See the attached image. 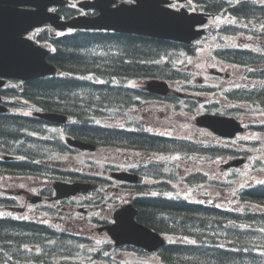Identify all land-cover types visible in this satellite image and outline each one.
Listing matches in <instances>:
<instances>
[{
  "label": "trees",
  "instance_id": "obj_1",
  "mask_svg": "<svg viewBox=\"0 0 264 264\" xmlns=\"http://www.w3.org/2000/svg\"><path fill=\"white\" fill-rule=\"evenodd\" d=\"M216 5L223 7V3ZM243 7H249V4L243 3L239 8L243 10ZM41 40L50 41L55 46L56 51L50 54L49 60L63 75L26 82L13 80L14 84L3 89L2 94L27 98L46 111L69 115L73 122L69 123L67 131L71 135L102 147L147 151L154 145L175 151L178 145L181 149H188L183 147L188 145L185 142L150 135L142 124L138 123L137 130L133 131L126 129L127 126L103 125L101 120H118L128 126L139 122L137 109L144 105L150 94L128 87L127 79L144 76L167 80L177 78L174 59L181 51L192 52L189 45L123 33L83 31L58 37L41 35ZM162 57L165 62H159ZM94 77L103 78L104 82L100 83ZM237 95L242 96L239 100L264 109V82L253 90H241L233 96ZM45 124L39 118L0 114V149L17 151L9 147L10 143L16 149L27 148L30 137L26 130H39ZM19 135L24 137L26 144L16 146L20 140L13 138ZM37 147L18 152L29 159L22 164L0 162L2 170L33 168V159L47 158L44 154L46 144ZM197 150L209 153L201 148ZM144 171L150 174L148 167ZM154 173L157 178H163L161 168L155 169ZM204 180L201 176L196 182ZM162 195L142 196L135 200L141 222L177 238L169 240L159 251L162 264H264V186L242 193L247 203L263 209L246 206L231 210ZM28 246L39 248L35 258L38 263L124 264L118 257L117 248L110 242L95 245L82 235L50 230L45 225L0 219L2 250L20 257ZM23 259L28 261L30 258L23 256ZM7 263L0 256V264Z\"/></svg>",
  "mask_w": 264,
  "mask_h": 264
},
{
  "label": "water",
  "instance_id": "obj_2",
  "mask_svg": "<svg viewBox=\"0 0 264 264\" xmlns=\"http://www.w3.org/2000/svg\"><path fill=\"white\" fill-rule=\"evenodd\" d=\"M135 1L136 4L128 7L108 11V4L113 0H102L98 7L103 14L88 23L83 17L64 21L58 14L47 11L50 5L62 4L64 0H0V87L5 84V80L1 78L28 80L56 72V68L47 62L49 51L23 37V34L28 33L35 26L48 21L62 30L68 27L108 28L180 41H190L198 35L199 32H195L194 27L202 20L195 13L188 15L184 10H173L166 6L169 0ZM29 5L35 6L36 9L21 8ZM149 89L162 94H174L164 82H151ZM3 109L0 106V111ZM39 115L50 121L60 122L66 119L57 113ZM197 121L200 125L227 136H233L237 131L245 129L232 118L204 115L198 117ZM71 143L81 148H96L95 145L80 141ZM239 162L241 161H235L233 164ZM117 220V224L108 226L107 229L118 244L134 243L154 250L164 243L160 235L135 223V210L131 206L119 211Z\"/></svg>",
  "mask_w": 264,
  "mask_h": 264
},
{
  "label": "rangeland",
  "instance_id": "obj_3",
  "mask_svg": "<svg viewBox=\"0 0 264 264\" xmlns=\"http://www.w3.org/2000/svg\"><path fill=\"white\" fill-rule=\"evenodd\" d=\"M230 19H216L211 23L212 26L228 23ZM239 37H227L225 43H223L224 46H232L237 44V39ZM204 47L201 50V53L194 56H187L182 59L181 61V69H189L194 73V76L192 77V83H196L195 80L197 78L201 77H206L203 72L208 70L209 68L214 67L212 62V54L210 52V48L214 46L213 44V38H208L203 40ZM233 75H234V80L231 82L233 85H239L243 81V68H236L233 69ZM206 86H215V88L220 87L219 82H213L211 80L205 82ZM228 83V82H225ZM144 84V81H137V82H132V85L135 86H142ZM196 95L202 96L204 93H197ZM221 96V93H212L209 96H207L208 100L214 101L215 98H219ZM17 106L20 107L19 111L26 112L28 111L29 107L31 106L29 102L26 100L22 101H17ZM151 117V122H152V128H154L156 131L164 132V131H169L170 133H177L178 129H180L181 126V134H188L190 132V135H195L199 134L200 136H205L208 138L210 141H220L217 139L210 131L208 130H202L201 132H198L197 129L192 127V122L195 118V116L188 114L185 110H181L179 112L173 111L170 109L169 105L164 104L161 106H157L154 109L149 111ZM244 117V116H243ZM256 133L249 131L247 134L241 135L238 137V140H234L233 143L239 147H249L251 145L245 144L241 141L243 140H250L255 138ZM257 136V135H256ZM30 138H34L31 137ZM14 140H20L16 146H21L25 143V139L23 136H15L13 138ZM10 148L15 149L17 151H21L24 153L26 149L28 148H34L37 149L38 147L35 144H32L29 142L27 148H15L12 147L13 143L9 144ZM106 152L103 151H97L93 153H86V157L91 158V160L95 161H104L106 160ZM70 156H62L61 160H67L69 159ZM115 162L118 160L122 162L123 165L129 166L133 165L135 162L141 161L143 158L148 159V156L142 153H137V152H132L130 150H121L119 153H117V156ZM72 160L74 162H78L80 160V156H73ZM264 160V159H263ZM174 161L179 164L180 170H185L186 173L190 171H194L197 169H203L209 174L217 179L220 180L219 182H223L225 184H215V186H211L212 184L206 183L203 186L198 185L196 188V191H192L193 188H190L188 186H180L179 191L180 194L182 193L185 196H190L192 199L195 200H200V201H205V202H211L215 203L217 205L221 206H226V207H237L238 206V198H237V193L243 186H247L249 184H255L260 181H264V164L259 163V167H254L251 164L245 165L242 169L238 170L237 172H231L230 170H225L222 167V164L226 163L229 161V159H221L218 162L212 164V165H202L199 164L195 161H190L187 163H181V157H175ZM71 166L73 163L69 164ZM182 166V167H181ZM31 170L30 167H25L24 170L21 171H27ZM15 176H9L6 178L7 180V185L8 186H13L15 189H17V186L20 188H25L27 190H31L32 183L36 182L38 178L34 177H26V179L22 181H15L12 182ZM2 180H0V184H2ZM10 186V188H11ZM9 188V189H10ZM33 192V189L31 190ZM114 198H119L121 200L127 199L131 194L130 192L122 193V194H110ZM125 203V201H119V203ZM24 217H30V214L24 215ZM23 217V218H24ZM84 230H86V227L84 226ZM97 238V236H94ZM125 260H131V261H136V260H141V259H146L142 258L139 255H134L130 251H125L120 254ZM147 260V259H146ZM150 261V260H149Z\"/></svg>",
  "mask_w": 264,
  "mask_h": 264
},
{
  "label": "flooded vegetation",
  "instance_id": "obj_4",
  "mask_svg": "<svg viewBox=\"0 0 264 264\" xmlns=\"http://www.w3.org/2000/svg\"><path fill=\"white\" fill-rule=\"evenodd\" d=\"M77 1L78 0H73L72 2ZM234 1L238 2L235 3ZM122 2L124 1L121 0L117 4H120ZM125 2L131 3L132 0H125ZM227 2L228 3L223 0L215 1L214 7H207L209 11L205 8V6L208 5H206L201 0H187V2L185 3V5L191 11L199 10L202 8L204 11L209 12L212 16L211 19L218 18V16H221L219 15V11L227 9L228 11L225 13L226 18L230 19L232 25L237 29L236 32H239L235 34L233 33L235 32V30L229 31L234 34H231L233 36L230 37L239 38L237 39L236 45L226 46L224 49H222L223 43H217L215 40H213V47H221V53H219L217 50L214 51L215 55H212L211 58L213 61L212 63L216 65L203 72L204 75H206L205 78H202L203 82L208 83L209 80L213 82H219L220 89L222 90H224L225 88H227V90L230 89L232 83L230 81H227L228 83H225V77H234L233 69L236 68H243V78L246 79L249 83L264 80V0H231V2ZM217 3H223V7L219 8L216 5ZM229 3L232 5H230ZM243 3L249 4V7H243V10H241V8L239 7ZM172 6L181 7L182 4L177 3L176 0H174ZM57 8L61 10V14L66 19L79 14H84L92 17L99 14V11L95 9H79L74 5V3ZM201 50L202 49H198L194 57L200 54ZM212 72H215V74H213ZM218 73L219 75H217ZM244 89L248 88L245 87ZM18 163L22 164L23 162ZM37 168L39 169V167ZM19 169L24 170L25 167H19ZM4 178H6V176ZM21 178L23 180L26 179V177ZM38 183L48 185L47 188H50L51 178L48 177V180H38ZM4 193H6V198L12 197L14 199V204L12 206H16V204L23 206L24 209L22 211L19 210L23 214L27 211V207L36 206L31 204V190L22 189L19 186H17V189H15L13 186H11V188ZM52 204L57 203L53 202ZM64 204L71 206L73 205V203H71L70 201H65ZM0 207H5L6 209H8L10 205H3ZM33 211L35 210L32 209L31 212Z\"/></svg>",
  "mask_w": 264,
  "mask_h": 264
},
{
  "label": "snow or ice",
  "instance_id": "obj_5",
  "mask_svg": "<svg viewBox=\"0 0 264 264\" xmlns=\"http://www.w3.org/2000/svg\"><path fill=\"white\" fill-rule=\"evenodd\" d=\"M261 183H264V181H261ZM192 243H195V241H192Z\"/></svg>",
  "mask_w": 264,
  "mask_h": 264
},
{
  "label": "bare ground",
  "instance_id": "obj_6",
  "mask_svg": "<svg viewBox=\"0 0 264 264\" xmlns=\"http://www.w3.org/2000/svg\"><path fill=\"white\" fill-rule=\"evenodd\" d=\"M35 105H37V104H35ZM38 106V105H37Z\"/></svg>",
  "mask_w": 264,
  "mask_h": 264
}]
</instances>
